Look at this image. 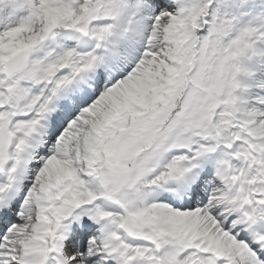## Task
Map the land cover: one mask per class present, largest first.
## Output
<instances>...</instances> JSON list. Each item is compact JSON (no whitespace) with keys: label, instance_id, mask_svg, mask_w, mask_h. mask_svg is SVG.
I'll list each match as a JSON object with an SVG mask.
<instances>
[{"label":"rangeland","instance_id":"obj_1","mask_svg":"<svg viewBox=\"0 0 264 264\" xmlns=\"http://www.w3.org/2000/svg\"><path fill=\"white\" fill-rule=\"evenodd\" d=\"M0 1L3 3V8L7 3H12L11 6L13 8H11L10 12L6 13V17L12 18L13 14H15L16 17L18 16V19L28 17L29 11L32 10L35 3V5L38 4L39 0ZM199 1L179 0V5L176 9L162 11L160 12L161 17H157L159 19L152 21L151 14L155 10L154 4L150 0H121L120 4H118L119 6H117L114 20L90 22L87 21L86 15L92 10L95 0H51L50 9L43 12L36 23H29L26 19L23 24L12 21L11 24H8L10 26L9 29L17 30L21 28V30L10 33L6 32L5 34L0 33V58L9 60L24 49H31L33 51V61L23 74L16 76L10 81L2 76L4 78V89L2 88V91L5 99H12V106H21L17 111L6 110L7 118L5 122L7 124L12 121L17 124L26 120L25 115L35 110L36 104L43 98L41 95L43 85L50 86L60 79V63L64 61L70 50L62 48L61 43H58V34L65 33L64 37L87 40L91 28L106 25L109 29L111 24H114L118 20L122 7L127 5L128 9L122 18L125 23L121 25L123 27L121 30L124 29L127 23H131V32L133 28L134 32L143 30L148 38L143 48L145 58L139 59L137 62L138 66L133 68L130 73L127 70L128 68H126L127 66L121 68L122 73L117 74L119 76L113 88L104 89L100 92V95L86 103L83 106V111L76 113V116L74 115L76 117L75 121H71V118L67 119V121H70L63 128L65 131L64 135L61 136L59 143L56 140L51 147L53 149L57 142L55 146L58 149L57 155L51 153L53 156L51 155L48 161L41 162L38 167L37 176L42 178V181L49 180L46 185H51V181L63 175L66 171L71 174L77 171L87 173L88 158L86 156L92 144V139L96 136V127L99 121L103 120L106 126L110 123L115 128L116 124H112V122H116L126 114L127 105L129 108L132 107L130 103H127L128 98L125 96V93L132 95L133 100L131 101H134L135 96L138 97L137 99L141 98L139 94H144L146 97L148 92H153L154 94L150 95L151 101H148L146 98V104H148L146 110L140 114L138 113L137 119L130 118L125 124L120 126L119 130L115 128V131L108 135L107 141L103 142L104 148L100 151L102 152L103 162L99 167L95 168L91 185L87 188L88 193L90 195L93 194L100 202L111 203L108 200L111 199L117 203L121 201L125 205H128V198L133 201L136 192V187L131 186L133 184L132 178L136 180L131 173L133 161L143 147L150 146L151 143V146H153L155 140V137H153L151 138L152 141L149 138L143 142L142 139L138 138L137 133L144 121L157 118L160 110L173 100L175 91L185 75L184 70L186 69L188 55L192 50L196 49L198 52H201L200 57L205 58L207 67L209 68V92L211 97L205 101L204 108L199 114L195 115L196 118L192 119L193 128L188 134L189 142L186 145L187 147L182 148L177 143H174L172 138L171 140L167 139L164 143L161 142L159 144L161 150L157 148L152 153V157L154 158L156 155L157 158L160 153L168 150L177 153L187 152L193 146L194 133L201 126L206 125L208 130L212 131L214 124L217 123L222 103L225 101L223 94L222 96L219 94V88L216 85V80H219L223 71L222 57L229 50L230 46L241 44L242 37L246 36L247 33H251L253 36L261 35L259 33L261 32L259 25L264 22V0H228L225 7V15L219 17L217 20L215 31L210 34L203 33L204 36L201 38H199L198 32L203 28V23L198 19L196 12ZM141 5L144 10L143 13L137 9ZM247 5H252L254 8L246 11L245 7ZM129 6L133 8H129ZM240 8L241 10L238 11ZM145 12L146 16L149 17L147 20L140 17ZM137 13L140 16L136 17ZM184 16L186 17L184 26L179 28L177 19H183ZM134 24H137V30ZM40 28H43L44 31L39 32ZM125 32L130 33V29ZM116 35L120 34L116 33ZM117 38L120 40L122 37ZM117 38L115 42L118 41ZM75 49L81 51V53H89L92 46H89L88 50H86L87 47L79 49L78 46ZM100 51H102V48H100ZM105 54L109 56L110 52ZM112 55H114V52H112ZM99 64L94 66V71ZM78 66L82 67L83 64H79ZM86 68L84 66L78 68L76 77L74 78H78L77 73L79 71L83 74L87 73L89 70H86ZM65 73L63 72L62 74L64 75ZM73 82L72 80L71 83ZM65 89V87L61 88V90ZM258 89L262 91L264 85L258 86ZM244 99L245 96L243 97ZM252 114L248 116L250 118L258 117L256 113ZM74 116L72 117L74 118ZM19 128L15 127L13 130L16 132ZM220 130H222V126L220 125L218 128H215L216 132ZM62 153L69 160V162H65V165H59L60 160L64 161ZM147 153H151V150H148ZM0 161L4 164L8 160L4 156H0ZM109 168L117 170L121 174L124 172L131 173L130 181L127 185L128 188L126 187L127 189L124 192H116L108 177ZM146 173L150 174L152 170ZM42 190L44 189L40 191ZM31 191L33 190L31 189ZM35 192H32L33 196H35ZM59 195L57 201H54V205L61 204L64 213L69 215L79 205V198L73 192ZM139 209L141 211L140 215L132 212L133 217H128L124 221L125 231L130 229L129 233L131 235L132 233L133 235H137V237H131V239L141 244H144V241L137 238H145L148 235L156 236L160 235V233L168 235L169 237L162 238L161 240L157 239L158 242L150 244V247L157 250L158 254H162L163 256L167 253L170 257V262L179 264L180 250L183 248L182 242L181 239L170 237L171 229L176 227L175 219L170 217L169 214L167 217L164 216L157 209L151 210L144 206V204L140 205ZM25 220H29V225L35 222V218L30 220L27 217ZM152 223L155 225H152ZM229 227L230 225L227 224L226 229ZM122 231L124 232V230ZM230 244L234 247V242L231 241ZM174 255L175 259H172ZM182 256L183 253L181 258Z\"/></svg>","mask_w":264,"mask_h":264},{"label":"bare ground","instance_id":"obj_2","mask_svg":"<svg viewBox=\"0 0 264 264\" xmlns=\"http://www.w3.org/2000/svg\"><path fill=\"white\" fill-rule=\"evenodd\" d=\"M129 8L133 7L129 6ZM137 9L141 11L140 7H137ZM122 11L123 12L119 15L118 19L119 25L116 23L118 31L123 28L121 25L125 23L123 22L122 16L127 10L126 8H122ZM130 12H132V10H130ZM185 21V16L183 19L177 20L179 28L184 26ZM134 22L136 23V21ZM134 26L137 30V24H134ZM129 27L130 29L132 28L131 23H127L124 29L128 30ZM115 30L116 29L112 27L108 29L106 25L93 27L90 30V35L87 37V40H65L63 39L62 33L57 35V38L61 40V43L65 44L66 48L70 50L68 56L60 63L59 71L66 70L65 74L71 75L66 77H64L65 74L60 75V79L52 85H43L41 95L46 99V103L38 111H36V113L26 123L21 124L20 127L23 131L20 133V144L24 143L28 133H32L34 128L38 127L39 121L46 120L37 132H43L42 136L38 140L43 139L44 134H50L48 128L46 127L50 126L51 122L53 126L55 123V119L52 121L51 118L53 111L58 107L60 108V106L63 107V105H65L64 101L69 97V92L62 93L63 90H61V88L65 87L68 89L70 83L68 80L72 77L74 78L73 74L76 73H74L73 70L75 68H80L77 65V62H81L90 69H92V66L95 63L106 62L104 52L100 51V48L104 46H108L116 52V69H118L120 65H124L126 63L129 64L131 68L134 64L136 65L139 57L144 56V52L141 50V45L143 42L147 43V40L142 31L138 32L137 30V32H134L133 28V31L128 35L129 37L124 35L121 40L115 43L110 41V37L112 35L110 31ZM58 43L60 42L58 41ZM77 46L79 49L87 47L86 50L89 49V46H92V49L89 53H81V51H76L75 47ZM124 46H129V52L123 49ZM259 47L264 48V41H260V39L256 38L251 39L248 37H242V43L230 47L222 57L223 71L219 77V87L225 101L223 102L217 123L223 127V130L216 133L208 130V127L203 125L198 129L199 132L195 134L196 149H190L185 154L167 155L165 153H161L158 155V158L160 157L163 159V165L155 174L148 176L151 188H140L141 195L138 197V204L142 203L147 207H151V209L158 208L164 216L167 217L169 214L170 217L175 219L176 227L171 229L170 237L174 239H181L183 247L186 249L184 260L187 264H222L229 256L220 246L222 243L221 238L217 239V245H205L201 242L202 237L211 238L216 232H219L223 237L224 234H226L221 228L223 226L222 218L218 216V213L221 208L228 210V208L232 206L229 203L222 202V200H216L215 196L211 197V194H215V184L211 183L210 186H208L209 191L205 194L202 203L204 207L200 206L197 208L198 210L195 213L190 209L183 211L184 208H180L181 210H179L178 206L173 201L166 200L167 198H170L168 195L166 196V199L164 198L165 203L160 202L162 195L170 193V189H172L168 188L167 183L178 181L179 177L186 172V170L192 169L200 163H204L210 173L219 172L222 178L228 179L229 176L232 175V183H238L241 187L240 189L247 192L250 201L247 208L243 211L240 209V201H236L234 197L231 198L236 201V204L232 201V205H237V208H235L236 210L234 211L236 213L235 216L247 213V221H251V219L256 220L255 229L250 227L249 232L255 235L258 240H260L259 236H262L261 239L264 237V184L260 181V174L264 172V163L260 162V159H258L259 157L257 158L253 155L254 149L250 144L253 139H256L257 142L264 141V98L261 99L260 102L259 100L257 102L252 100L250 104L244 100L242 101L240 98L242 93L250 95L253 92L252 89L246 87L242 83L244 80H249L254 77V80L259 83L261 82V79L255 77V74H253L250 70V64L261 59ZM5 60L6 58L0 59V68L2 62ZM82 80L83 78L79 81V85L82 84ZM2 84L3 82L0 81V90ZM151 94L154 93L148 92L146 97L144 94H139V97H141L140 99H137L138 97L135 96L134 101H131L133 100L132 95L125 93V96L128 98L127 103H130L132 107L129 108L128 105L126 106L127 111L126 114H124V120L121 119L119 124L122 126L130 118L137 119L138 113L140 114L145 111L148 106V104H146V98L148 101L152 100L150 99ZM252 94L254 96L256 95L255 93ZM42 104L43 102H41L40 106ZM53 105H55V107H53ZM50 106L54 109L53 111L48 112ZM252 113L258 114L256 121L251 122L244 119L243 115ZM45 124L46 127H44ZM97 125L99 128L98 132L102 134L99 138H94L92 145L98 144L101 149L102 143L107 137V130L104 129V126L100 124ZM256 125L259 126L261 130L253 132L252 128ZM261 148L264 150V143L261 144ZM39 150H41V148L38 143H36L34 151L37 152ZM57 152V147H54L51 153L57 155ZM62 155L64 156V161L60 160L59 165H65V162H69L67 156L63 153ZM222 158L226 160V163L218 164L219 160ZM29 159H31V157H29ZM12 162L16 163L14 160ZM15 168L16 165L12 166L9 168V172L14 171ZM94 174V169H88L87 173L80 171L72 174L67 171L64 172V178L61 185L53 187V184H51L52 186L50 185V187L48 186L45 188L55 192L50 199H47L45 195H43V197L42 195L36 197L32 196V192L37 191L35 190L36 186H39V181L42 178L38 177L34 170H29L27 166H24V169L21 172L20 178L23 180L19 181L21 184L26 183L28 185L24 191H21V184L18 185V189L12 190L11 188L13 187V183L8 182V175L1 174L0 182L2 184L0 185H3V190L6 192V197L8 198V200H6L7 203H10L11 201L12 205L10 206H13L14 208L19 207L20 210L25 209L31 217L39 215V218L36 220V224L33 226V231L28 225L29 220H25L27 215L21 214L18 216V220L20 221L17 226L18 228L14 231L13 238L5 249L7 259L10 257L12 260H16L11 256V254H14L18 257V260L21 261L19 264H43L50 251L47 250L48 248L54 247L53 245H59L62 256L66 257L65 247L68 245L70 249L66 253L67 256L70 257L77 254L78 257L72 260L70 259L68 261L64 260L59 262H62V264H83L81 261H86L85 253H81L76 248V244H70V237L68 236L74 233H70L72 221L70 219L65 220V228L60 233L64 235V239L61 243L59 235L56 237V228L57 225L60 224V220L51 214V210L54 209L53 200L59 195V192L61 190L68 192L72 189L73 193L80 199L79 205L75 209V216L79 219V222H81V217L83 220L95 221V224L98 223L101 225L100 228H102V232L100 234L98 231L96 232L98 234L97 245L108 244L110 249L109 255H113L116 250L126 249L125 253H130L132 255L129 258L130 261L134 259L143 260L148 264H157L154 251L150 248L148 242L157 239L161 240L162 238L169 236L163 233L156 236L149 235L148 237L150 238H142L145 242L143 245L130 241L129 245H124L128 241L118 230V226L123 224L125 219L122 211L120 209L112 208L104 203L99 204V208L96 209L94 208L95 205H93V197L89 196L88 193H84V191H86L91 185V180ZM196 175L197 174L195 173L194 176ZM160 176H164V183L162 182ZM13 178H15V176H13ZM191 180L193 183L194 178ZM48 181V179L45 181L41 180L40 184L45 185ZM159 183L163 186L162 191L157 189ZM228 185L230 186V183H228ZM175 187H177L175 193H177V191H183L179 182L175 184ZM31 189L33 191H31ZM188 189L189 187L185 190ZM23 192H25L24 197L20 200L19 198ZM46 192L47 190L45 193ZM195 196L196 192L193 194V197ZM174 206H177V208L175 209ZM214 208L218 209L215 214L216 217L211 215ZM225 211L226 210H224L223 216L228 217L229 214H225ZM184 220L191 221L193 225L197 220H199L195 229L196 233L188 228ZM90 221L86 223L89 224ZM152 225L155 224L152 223ZM26 232L27 234H24ZM93 232L94 231L89 228L84 229V231L80 234L83 235ZM20 241L24 246H26V252L22 253L20 251ZM238 245L242 253H244L245 250L247 253L244 254L240 262L235 261L234 264L249 263L250 260L246 257L247 254H251V250L248 251V248H245L242 244ZM0 248H3V245H1ZM213 252L215 253L216 258H212L210 256ZM83 257L84 259H82ZM1 258L2 254L0 253V259ZM97 259L98 258L95 257V260ZM121 260L122 258H119L118 256L114 258V261L119 262Z\"/></svg>","mask_w":264,"mask_h":264},{"label":"water","instance_id":"obj_3","mask_svg":"<svg viewBox=\"0 0 264 264\" xmlns=\"http://www.w3.org/2000/svg\"><path fill=\"white\" fill-rule=\"evenodd\" d=\"M22 57L20 58L21 59V62L22 63H20L19 64V66L13 71L14 73H17V72H21L24 68H25V66H26V64H27V61H28V56H29V52H26L25 54H22L21 55ZM17 60H19L18 58H16ZM10 75H11V73H10Z\"/></svg>","mask_w":264,"mask_h":264}]
</instances>
